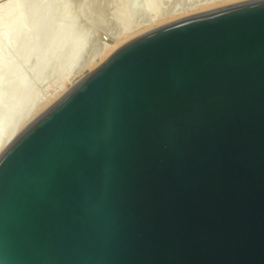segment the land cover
Returning a JSON list of instances; mask_svg holds the SVG:
<instances>
[{"label":"water","instance_id":"water-1","mask_svg":"<svg viewBox=\"0 0 264 264\" xmlns=\"http://www.w3.org/2000/svg\"><path fill=\"white\" fill-rule=\"evenodd\" d=\"M0 264H264V0L131 36L34 116Z\"/></svg>","mask_w":264,"mask_h":264},{"label":"rangeland","instance_id":"rangeland-1","mask_svg":"<svg viewBox=\"0 0 264 264\" xmlns=\"http://www.w3.org/2000/svg\"><path fill=\"white\" fill-rule=\"evenodd\" d=\"M2 1L4 0H0L1 3ZM83 1L85 2V7L83 6ZM149 1L152 8L156 11V15L154 12H150ZM201 1L205 2L206 0H23L21 9L22 12H24V19L26 18L27 20L26 24L28 25L29 22L30 26L32 25L31 28L30 26L29 28L34 30L35 27V31L39 32L37 38L38 42L36 41L38 44H35L34 49L35 57L32 56L29 59L27 58V60H29L27 61L26 57L22 60L24 55L22 56L20 54L9 53V55L11 54V57L9 56V65L5 70L7 73L8 71L11 72L13 70L15 76L12 72L11 75H13L14 78L25 79L26 85L19 98H28V100L30 98L32 103L30 102V106L28 105L25 112H23V114L25 113V116L22 115L21 117L25 118L31 110H36V106H34L36 103L39 105V101H42L44 99L43 97H47L48 94L54 93V90H58L60 88L59 86L62 87L63 84L66 85L67 81L72 79L77 72L79 73L84 65H86L89 60L94 58V55H97V45L101 40L100 30L96 24L97 20H101L102 22L105 20L103 23L106 25L108 33L113 37L118 30V34L121 32L122 35V33L124 34L126 31L134 30L132 27L138 28V25L141 24V22L144 24L139 25L140 27L145 26V22L149 21L148 23H150L152 19H158V17L159 19L160 17L163 19L164 16L167 18L172 14L183 13L184 9L187 12L191 7L192 9L193 7L195 8V5L197 3H201ZM90 4L93 6H90ZM81 6H83V8ZM84 8H87L88 15L84 14L87 12ZM145 9L146 13L144 12ZM147 10L149 11L147 12ZM191 12H194V10ZM178 16L179 15H177V17ZM144 19L145 21H143ZM1 20L0 23L3 22ZM131 23H136V25H132ZM148 23H146V25ZM2 25L3 23L0 24V31L2 30ZM128 25H130V29L129 27L127 28ZM122 27L125 32H122ZM124 27H126V30ZM56 29H61L64 33L66 31L69 32L68 30H70L71 34L80 35V37L84 40V48L80 52L76 64L71 65L67 62L69 61L68 58L71 55V51L64 46L59 48L52 44L54 47L52 46V50H49V55L47 53L48 59H46L42 72L39 75H36V63L38 61V56H40L43 52L42 49L45 46V43H57L59 41V36H57V34L55 35V33L57 32L59 35L60 32ZM113 29L116 30V32L111 31ZM120 29L122 31H120ZM93 32L95 34H93ZM113 33L114 35H112ZM67 34L65 33V35ZM73 35H71V38ZM67 38H64L65 41H67ZM65 41L64 43H66Z\"/></svg>","mask_w":264,"mask_h":264},{"label":"bare ground","instance_id":"bare-ground-1","mask_svg":"<svg viewBox=\"0 0 264 264\" xmlns=\"http://www.w3.org/2000/svg\"><path fill=\"white\" fill-rule=\"evenodd\" d=\"M4 1H2V3L0 2V20L3 17L1 20L3 22L0 23V24L3 23L2 30L0 31V110H1V112H0V154L5 149V147L11 142V140L19 133V131L34 116H36L48 104H50L53 100H55L57 97H59L61 94H63L66 90H68L72 85H74L78 80H80L83 76H85L89 71L94 69V67H96L99 63H101L115 48H117L122 42H124L125 40H127L131 36L141 32V31H143L149 27H152L154 25L162 23L168 19L170 20V19L176 18L177 15L181 16V15H184L187 13H191V11H193V10L197 11L198 9L200 10V9H204L207 7L222 5V4H226V3H230V2H234V1H238V0H206L205 2L201 1V3H197L195 5L196 6L195 8L193 7V9H192V7H191L187 12L184 9V12L182 11L183 13L177 14L175 12L176 14H174V15L172 14L171 16H169L167 18H165V16L163 19H161L162 17H160V19L158 17V19H152V20L149 18L151 20V22L150 23H148L149 21L145 22V26H142V27H140L139 25H141V24L143 25L144 24L143 22H141V24H139V25L137 23L138 28L135 27L136 28L135 29L132 27V29H134L132 31L130 30V31L125 32L123 30V27H122L123 31L121 29H120V31L125 32L124 34L122 33V35H121V32H120V34H118L119 30L117 32L114 29L111 30V31L116 32L115 35L113 33L112 34V35H114L113 37L109 36V38H110L109 40H104L101 37V40H100L99 44L97 45V47H98L96 50L97 55L96 56L94 55V58L89 60V62H87V64L84 65V67L81 69V71L79 73L77 72L76 75L72 79L67 81L66 85L63 84L62 87L59 86L60 88L58 90H54V93L48 94L47 97H43L44 99L42 101H39L40 102L39 105L36 103V105H34V106H36V110L30 111V109H29L30 112L26 115L25 118L24 117L22 118L21 116L22 115L25 116L24 115L25 113L23 114V112H25V109L28 107V105L30 106V104L32 103L30 98H29V100H28V98H25V97H24L25 99L19 98L21 96L20 94H21L22 90L25 88V85H26L25 79L14 78L15 75H14L12 68H11V70H12L11 72L13 73L14 76L11 75L10 71H8V73H9L8 74L5 70H6V67L9 65V56L11 57V54H20L22 56L24 55L22 60H24L25 57H26V60H27V58L29 59L32 56L35 57L34 49H35V44L36 45L38 44V43H36V41L38 40L37 38H38L39 32L35 31V27H34V30L33 29L31 30L30 28L32 25L30 26L29 22H28V25L26 24L27 20H26V18L24 19V17H23L24 12H22V9H21V6L23 4V0H4ZM146 1H148V0H146ZM83 3H84L83 4V6H84L85 2L83 1ZM91 5L92 4H90V6ZM83 6H81V7L83 8ZM149 6H150V12L151 13L154 12V14L156 15V13H155L156 11L152 8L150 1H149ZM185 6H186V3H185ZM84 9L87 10V8H84ZM147 9H148V7H147ZM148 11L149 10H147V12ZM144 12L146 13V9L144 10ZM84 14L88 15V10ZM98 16H97V18H98ZM102 20H103V18H102ZM143 21H145V19ZM103 22H105V20H103ZM103 22L101 20H97L96 24L98 26H101L103 28L102 30L108 32L107 27ZM106 22H107V20H106ZM146 23H148V24L146 25ZM131 24L136 25V23L135 24L131 23ZM130 25H128L127 28ZM29 26H30V28H29ZM125 28L126 27H124V29ZM110 29H111V27H110ZM129 29H130V27H129ZM56 30H58V29H56ZM66 30H67V28H66ZM58 31L60 32V34L58 35V33L56 32L55 35L57 34V36H59V38L58 37L57 38L59 39L60 43L58 40H57L58 41L57 43H53V42L52 43L51 42L45 43V46L42 49L43 52L40 56H38V61L36 63V69H35L36 75H39L42 72V70L45 66L44 64L46 62V59H48L47 53L49 55V53H50L49 50L50 49L52 50V46H53L52 44H54V46H57L59 48L61 46L68 48V50L71 51V53H70L71 55L69 54L70 57L68 58L69 61H67V62H69V64H71V65L76 64L78 57H79V54L84 48L83 38L80 37V35L71 34L70 30H68L69 32H67V31L65 32L66 34L68 33L67 35H65V33L62 32L61 29H59ZM93 34H95V33L93 32ZM71 35H73L72 38H71ZM67 37H70L71 39L67 38ZM64 38H67L66 39L67 41H65ZM64 41L66 43H64ZM57 47H56V49L58 50ZM9 53H11V54L9 55ZM33 53H34V55H33ZM27 61H29V60H27ZM23 64H24V62H23ZM74 74H75V72H74Z\"/></svg>","mask_w":264,"mask_h":264}]
</instances>
